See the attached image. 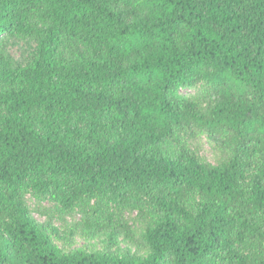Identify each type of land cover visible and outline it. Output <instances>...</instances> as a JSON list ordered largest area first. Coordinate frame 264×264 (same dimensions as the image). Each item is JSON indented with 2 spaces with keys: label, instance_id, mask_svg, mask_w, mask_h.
I'll list each match as a JSON object with an SVG mask.
<instances>
[{
  "label": "trees",
  "instance_id": "obj_1",
  "mask_svg": "<svg viewBox=\"0 0 264 264\" xmlns=\"http://www.w3.org/2000/svg\"><path fill=\"white\" fill-rule=\"evenodd\" d=\"M0 264H264V0H0Z\"/></svg>",
  "mask_w": 264,
  "mask_h": 264
},
{
  "label": "rangeland",
  "instance_id": "obj_2",
  "mask_svg": "<svg viewBox=\"0 0 264 264\" xmlns=\"http://www.w3.org/2000/svg\"><path fill=\"white\" fill-rule=\"evenodd\" d=\"M5 41L9 53L19 61H22L26 57L31 46L27 44L28 40L19 36L7 37L5 38ZM201 93L202 87L199 84L193 88H179L176 91V96L193 98L197 101H201ZM188 145L191 151L196 152L204 160L212 164L217 163L219 157L218 150L207 141L204 135H200L196 141L189 140ZM169 148L173 149L175 148V145L171 144ZM24 197L31 212H33L39 221L50 219L51 223L57 226L61 232H68L69 230H75V228H79L85 216L84 212L89 211L92 208L96 209L97 215L99 217L97 221L106 222L104 211H102V209L96 205L95 199H91L86 205H76L72 210L68 211L62 209L57 202L51 200L48 197H38L32 192V190H27ZM109 208L111 209V206ZM123 215L128 220L129 225L133 229L137 230L140 228L141 223L136 209L124 210ZM113 219L116 220V217ZM74 238L76 240L73 243L74 246L83 243V241L80 239V236L74 235ZM54 239L58 244H63V241L57 237H54Z\"/></svg>",
  "mask_w": 264,
  "mask_h": 264
}]
</instances>
